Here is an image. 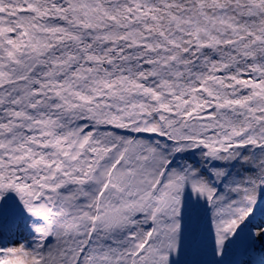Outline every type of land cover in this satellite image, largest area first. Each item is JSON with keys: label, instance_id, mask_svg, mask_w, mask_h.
Instances as JSON below:
<instances>
[{"label": "snow or ice", "instance_id": "snow-or-ice-1", "mask_svg": "<svg viewBox=\"0 0 264 264\" xmlns=\"http://www.w3.org/2000/svg\"><path fill=\"white\" fill-rule=\"evenodd\" d=\"M0 264H264V0H0Z\"/></svg>", "mask_w": 264, "mask_h": 264}]
</instances>
